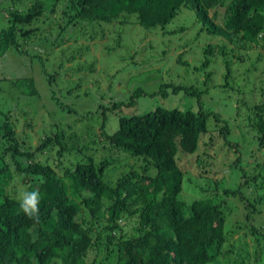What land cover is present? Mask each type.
<instances>
[{
	"label": "trees",
	"instance_id": "16d2710c",
	"mask_svg": "<svg viewBox=\"0 0 264 264\" xmlns=\"http://www.w3.org/2000/svg\"><path fill=\"white\" fill-rule=\"evenodd\" d=\"M184 10L201 35L216 40L189 71L203 76L201 83H163L150 95L135 87L94 112L66 109L76 132L54 127L45 113L36 147L30 132L16 128L34 130L43 106L0 107V264H264V0H1L7 26L0 30V58L13 50L39 63L29 48L52 31L55 38L43 43L58 49L65 30L78 28L90 40L130 21L163 30ZM217 63L218 88L236 99L231 118L202 104L204 94L217 90L208 70ZM175 65L191 66L184 53ZM44 72L38 73L43 89L21 79L22 94L32 101L47 88L51 110L62 109L58 72ZM178 92L195 98L196 111L125 114L142 97ZM28 108L35 118L24 122ZM239 131L242 140L230 137ZM33 191L38 220L20 207Z\"/></svg>",
	"mask_w": 264,
	"mask_h": 264
},
{
	"label": "rangeland",
	"instance_id": "374dc122",
	"mask_svg": "<svg viewBox=\"0 0 264 264\" xmlns=\"http://www.w3.org/2000/svg\"><path fill=\"white\" fill-rule=\"evenodd\" d=\"M3 7L5 9V6ZM6 26L0 11V30L5 29ZM182 27L187 29L180 31ZM110 30L112 31L105 30V35L101 39L96 35L93 40H90L88 34L84 31L80 32L78 28L70 31L65 30L62 36L64 44L58 49L52 48L48 43H43L45 38L48 41L55 38V31H52L53 35L48 33L49 36L46 35L47 37L45 36L44 39L41 37L38 39L33 45L36 47L35 49L29 48V51H36V55L40 57L39 63L35 60L31 61L28 57L25 58L13 50L2 55L0 58L1 109L3 111L12 109L13 112L14 107H17L24 111L28 103H31L29 105H33L36 110L38 107L41 109L42 106L44 109L37 113L38 125L34 126V130H21L20 125L16 128L21 135L22 131L31 133L28 134V137H32L29 145L37 146L41 136H38L35 131L41 125L40 122L45 113L50 115V119L46 122L53 123L54 127L56 124H62L61 129H66L70 125L73 132H76L74 116H69L70 114L65 112L66 109L75 112H94L102 103H107L110 97L126 98L135 87L142 88L150 95L158 91L163 83L173 82L174 85H191L195 81L201 83L203 76L189 71L203 60L204 45L207 42L214 43L216 41L199 33L192 14L186 10L179 13L163 30L161 28L144 29L138 25L135 26L130 21L122 29L119 28L122 32L118 45L116 41L119 30L117 27H111ZM187 44L190 46L187 47ZM180 53H184L185 59L191 65L189 70L175 65V57ZM216 66L208 70L215 72L211 80L213 86H217V90L211 88L209 93L204 94L202 104L204 108L213 110L225 118H231L236 99L233 94L221 92L218 88L223 81V69L219 63ZM39 68L42 73L44 69L49 74L58 72L55 88L59 90L57 94L59 101L65 104L62 109L61 104H58L54 105V109L51 110V102L47 99L44 100L43 97L47 90L46 87L42 95L39 94L32 101L22 94L27 88L22 89L23 82L19 83L21 79L28 78L30 80L31 78L37 92L39 89H43L40 86L43 85V81L39 79L38 73L43 78L44 74L40 72ZM90 69L91 74L87 76ZM79 79H82L83 82L75 89ZM72 87L74 89L71 94L66 92ZM137 101V105L132 109H126L128 111L125 114H143L156 107L176 108L181 111H196L197 109L195 98L186 96L182 92L170 93L167 97H162L159 94L146 96ZM32 111L28 108V115H22V121L30 119L34 121L35 117ZM31 112L32 115H29ZM72 114L74 113L72 112ZM93 119L96 124H99L101 122L100 114L95 113ZM111 123L113 129L115 122L112 120ZM41 130L38 128V131L41 132ZM243 135L242 131H239L238 134L232 132L230 137L234 140H242ZM245 142L247 143V141ZM39 158L43 160L44 155Z\"/></svg>",
	"mask_w": 264,
	"mask_h": 264
},
{
	"label": "clouds",
	"instance_id": "9594fccd",
	"mask_svg": "<svg viewBox=\"0 0 264 264\" xmlns=\"http://www.w3.org/2000/svg\"><path fill=\"white\" fill-rule=\"evenodd\" d=\"M39 193L36 191L25 192L20 204L22 211L29 217H36L38 220Z\"/></svg>",
	"mask_w": 264,
	"mask_h": 264
}]
</instances>
